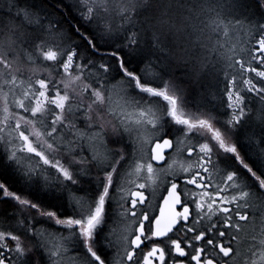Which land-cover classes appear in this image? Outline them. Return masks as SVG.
Returning a JSON list of instances; mask_svg holds the SVG:
<instances>
[{
	"label": "snow or ice",
	"instance_id": "1",
	"mask_svg": "<svg viewBox=\"0 0 264 264\" xmlns=\"http://www.w3.org/2000/svg\"><path fill=\"white\" fill-rule=\"evenodd\" d=\"M107 3L108 0H74L70 6L76 9V15L94 33V38L81 32L76 24L72 25L73 31L87 42L89 49L96 55L111 56L116 61L115 65L111 66L110 61L98 63L78 52L79 45L72 44L71 36L67 35L62 27L63 19L56 18L55 13L47 11L40 13L41 23L38 32L29 40L16 30L11 20L0 19V69H2L0 89L8 86L14 91L19 87L17 76L12 74L14 61L9 57H14L15 49L24 44L34 45L43 60L59 61V68L67 76H71V71L75 67V71L79 74L72 78L73 82L80 80L87 72L88 76L93 78V83L97 85L96 88H92L91 84H85L81 89V92L90 93L93 101L92 104L84 105L82 101L73 98L76 96V90L68 83L55 81L50 77L35 80L22 92L23 98L12 101V104L17 109L23 110L26 115L10 113L8 94L3 93L4 117L0 122V133L5 129H11V132L16 134L15 139L20 142L19 151L39 157L42 165L40 168L23 165L15 148L0 163L11 167L13 175L29 191L35 186L34 181L39 178L40 190L49 198L51 206L34 201L23 194H17L3 182H0V202H15L17 207L10 215H15L17 224L30 234L33 232L32 220L35 219L32 216L33 212L37 217L51 223L53 227L63 226L61 235L63 231L69 233L68 236L63 237V241L71 244L72 250L78 254L76 258L83 264H115L113 257H106L103 252L114 246L111 239L112 229L107 223L110 217L106 213V204L115 201V194L119 192L121 203L118 206L123 209L120 215L131 216L133 223L137 225L130 234V239L128 236L123 237L125 261L131 264H165L166 261L167 264H235L236 254L233 243L237 240V236L225 230L240 232L241 224L232 221L233 215L238 221L252 223L247 211L241 214L242 206L247 208L250 198H264V135L259 139H255L253 134L241 135L242 122H245L244 118L248 113L245 111L244 97L235 89V85L243 84L246 93H255L264 103V87L259 86L264 84V70H260L264 68V24L249 22L248 33L254 32L259 38L255 39L254 44H249L246 51L241 50L245 52L247 59L235 60L233 63L229 58L227 66L229 69L238 66L241 76L254 73L255 77L260 79L254 82L253 78H245L238 82L235 76L230 77L228 82L233 87L226 90L228 101L226 113L214 114L211 110H201L199 114L186 112L182 116L178 114V100L180 106H183V89L174 80L165 81L159 73L155 74L153 80L142 82L144 73L140 68L130 70L128 67L130 60L127 57L139 54L142 57L141 64L151 66L152 56L167 53L178 68L192 62L197 65L199 71H204L214 61L191 52L182 42V36L191 28L193 21L199 22L197 28L203 32L207 27L203 17L208 16L209 13L213 14L209 19L216 25V30L222 26L226 27L224 22L218 19L219 11L215 7L206 5L205 0H123L116 12L122 24L114 27L109 19L111 10ZM242 6L243 0L227 2L230 13ZM26 7L32 9L31 14H37L32 5ZM58 11L64 12L65 9L59 7ZM24 14L23 11L12 13L16 16H24ZM136 17L143 19L137 22ZM229 23L234 28H245L242 19ZM126 25H131L135 31H128ZM117 31L126 33L119 37L121 43L113 45L111 51L101 52L97 47L100 40L112 39ZM37 41L40 43H36ZM48 43H54L59 51L48 49ZM145 52L147 55H144ZM245 64L250 66L245 67ZM253 64L257 66L252 67ZM156 66L159 67V64ZM93 69L96 71L93 72ZM109 77L117 80L118 83L121 78L126 82V87L120 88L121 98L124 100L120 112H116L110 105H105V96L101 88H104V91H111L110 87H104L109 82ZM157 81L159 87L147 86ZM20 84H23V81H20ZM33 84L37 87L33 88ZM170 90L174 94H169ZM131 92H135L136 95H131ZM152 98H162L169 107L158 115L152 110L154 103ZM93 105H96L95 109ZM126 108H132L134 112L125 113ZM77 113H82L79 118L85 121L88 129L83 135L77 134L79 130H75V125L71 122L78 118ZM101 113L112 115L115 121V123L107 121L110 134L116 138L113 142L124 143L121 147L107 149L112 155L111 159L104 154L93 152L91 146H88V151L92 153L89 159L83 155L86 145L81 141L92 138L103 141L105 124L102 122L104 116ZM133 115L137 117L134 120ZM221 115H226L228 118L221 120ZM166 119L169 124L181 126L180 131L183 135L191 134L197 139V144L192 146L195 155L193 156L192 152L188 153L197 163L181 168L182 172L188 174V178L180 175V172L171 173V179L166 181L170 187L167 189V195L162 198L169 212L166 215L160 210L159 215H155L149 206L150 201L146 203L147 197L144 194L146 185L140 183L135 185L139 190H125L122 186L123 171L127 167H132L133 172L129 175L139 176L142 171L147 173V179L150 181L147 187L152 188L155 184L152 177L153 162L165 159L164 149L174 150L173 139L165 138ZM36 124H39L44 131L36 130L31 133L37 141V145L34 146L33 139L25 134V130L29 127L35 128ZM148 127L157 129L159 134L154 140L144 141L153 146L148 162L140 163L137 144L143 141V136L140 134ZM68 136L73 138L65 139ZM174 139L179 140L178 137ZM49 140L51 143L48 142ZM200 140L205 142L199 143ZM0 142L10 144L12 140L0 135ZM245 144L254 147L253 153L246 154L247 159L241 155V149ZM129 146L131 151L126 152L125 149ZM38 147L46 149L52 159H49L44 150L38 151ZM77 152L80 154L79 160L73 155ZM57 156H68L69 163L77 166L76 172H70L64 167ZM229 161H234L238 168L229 171L231 167ZM43 166H51L55 169L57 174L55 181L44 175ZM209 167L223 173V187L213 184L209 177ZM93 170L96 171L95 177L89 176ZM240 170H243L247 177L242 175ZM75 177L95 180V183L89 188H84ZM206 177H208L207 181ZM177 179L180 180V184L176 182ZM69 182L76 186L77 191L83 192V196H78L76 191L69 187ZM181 184L184 187H181ZM189 185L196 190L185 191ZM210 187L213 188L215 195L207 191ZM229 189H235L240 194L232 195L230 198L228 195H221ZM181 192L184 193L183 198ZM209 200L210 202H207ZM177 207L180 208L179 211L176 210ZM22 217L28 219L27 225ZM205 221H207L206 226L198 227ZM35 234L43 239L44 233L38 229L35 230ZM9 240L14 242V246H8L6 242ZM257 244L264 247V239L257 241L256 236L253 235L251 247L248 249L253 255L256 254ZM40 246L43 249V244ZM30 251V245L25 244L20 236L0 231V264H25L24 257ZM67 251V247L63 246L48 249L47 264H58L62 254Z\"/></svg>",
	"mask_w": 264,
	"mask_h": 264
},
{
	"label": "rangeland",
	"instance_id": "2",
	"mask_svg": "<svg viewBox=\"0 0 264 264\" xmlns=\"http://www.w3.org/2000/svg\"><path fill=\"white\" fill-rule=\"evenodd\" d=\"M227 2L228 0H205L206 5H210L211 7L217 8V11H219L220 16L226 17L227 14L235 17V18H250L252 16L259 17L260 16V10L258 11L256 9L255 2L253 0H243V6L235 11H231L227 7ZM123 0H108L107 6L111 10V16L109 19L111 20L113 26L115 27L117 24H122V21L117 17L116 12L118 11L119 7L122 5ZM148 13H145L147 15ZM212 13H209L208 16L203 17L205 22L207 23V27L204 29L203 32L199 31L197 28V24L199 23L198 21H193L191 28L187 29L185 31L184 36H182V42L190 49L191 52L197 54L198 56L202 58H207L212 61H214L213 64H210L204 71H199L198 67L196 64L189 62L188 65H181L179 68L177 67L176 64L172 62V60L169 58V55L167 53H161L159 56H152V64L151 66H148L147 64L139 67L141 71L144 73V76L142 77V81L144 80H153L155 77L156 73H159L165 81L167 80H174L175 83L183 89V94H184V101H183V106L185 107L179 112V115H184L186 112H191L195 114H199L201 110L208 111L211 110L214 114H223L226 113L224 112V101L220 97L222 94V91L224 93V97L226 100L225 105H227V97H226V90L233 87L232 85L229 84V78L232 76L236 77V80L239 82L241 79L245 78H253L254 82L258 81L260 78L255 77L254 73H246L243 76H241L239 67L236 66L234 69H229L228 73L224 78L223 82V90L221 89L220 86V76H221V70L224 64V61L226 62V58L224 57V54L226 52L223 50V44L224 40L228 42L231 46L232 51L234 52V61L235 60H245L247 59V56L245 55V52H242L241 50L244 49L245 51L248 48L249 44H254L255 39H258V35L256 33H248L247 25L248 23H245V28H234L230 23L229 19H223V18H218L224 22V25L226 27L222 26L219 30H216V25L212 23V20L209 19L210 16H212ZM137 22L143 19V17H136L135 18ZM251 23H256V24H264L262 22L257 23V22H251ZM15 25V22H13ZM125 28H127L128 31H135V29L132 28L131 25H126ZM38 30L30 31V32H23L22 35L25 37L26 40L31 39L37 34ZM124 33L123 31H117L112 39L105 40L104 42L107 44L111 45H119L120 42H118L119 37ZM233 45H231V42ZM216 42L217 46L219 47L218 49H212L211 46L213 43ZM38 43V41L36 42ZM31 45V44H27ZM32 51L35 50V46L31 45ZM54 51H59L57 49H54ZM15 56L12 57L10 56L9 59L13 60L14 63L12 65V71H18L19 76H29L33 77L37 72L41 71L40 68L38 67L37 64H35V61H32L31 64L25 63L23 61L22 56L20 55V49L16 48L15 49ZM144 55H147V52L144 53ZM127 59L130 60V63L135 65L136 68L137 66L141 65V55L136 54V55H130L127 57ZM105 61H108L107 59L102 60V62L98 63H103ZM57 64H59V61H56ZM159 64V67L156 65ZM250 65L245 64V67H249ZM252 67H256L257 65L253 64L251 65ZM163 69V71H162ZM62 70V69H61ZM264 70V68L260 69ZM96 70L93 69V72ZM169 71H171V75H169ZM21 72L23 75H21ZM63 72V71H62ZM75 71V67H73L71 71V76H67L64 73H61V77L53 78L56 81H63L65 83H68L71 88H75L76 90V96L73 98H76V100L79 98L80 101L83 102L84 105L92 104V98L90 96V93H85L81 92V89L85 84H91L92 88H96L97 85L93 83V78L88 76V73L85 72L84 76L81 77L80 80L73 82V77L78 75ZM108 83L105 84V88H111V91H104V88H101V91L104 93L105 96V105H110L112 109H114L116 112H120L121 108L124 104V100L121 98V93H120V88L121 86L126 87V82L121 78L119 83L117 80L111 79V77L108 78ZM33 82V81H32ZM29 83L25 84H20L19 85V90L16 89L17 93L12 95V92L7 90L8 96L10 98V103H9V112L12 114H23V110L17 109L14 104H12L13 100L16 99H21L22 97V92L24 90H27ZM155 86L159 87V81L156 83H152ZM33 88H36L37 86L35 84L32 85ZM62 86V85H61ZM261 87H264V84L259 85ZM235 89L240 91L241 96L244 97L248 94L245 91V88L243 84L237 83L235 85ZM171 92V90H170ZM172 93V92H171ZM174 94V93H173ZM178 94V93H177ZM70 97L72 96V92H69ZM131 95L135 96V92H131ZM109 96L111 99L109 100ZM252 96H256L255 93H252ZM257 97V96H256ZM256 100V98H253ZM154 103L152 104V110H156L157 114L165 109L164 106L166 104L160 99V98H152ZM180 103V101H179ZM27 105V102H26ZM94 109L96 108V105H93ZM125 113H132L134 110L132 108H126ZM256 112V113H255ZM254 113L249 114L247 111L248 115L244 118L245 122H242L244 126L242 125L241 129V135L242 132L244 131L243 127L248 129V127L252 126L253 124L251 123L253 119H257L258 122H261L262 125H264V104L262 107ZM82 115V113H77L76 119L72 120L71 122L75 125V130H79L77 134L83 135L88 132V129L86 128L85 121L81 118H79ZM101 115L104 116V124H105V130L106 132H109L108 128V123L107 121H112V123H115L113 120L112 115L107 114V113H101ZM4 116H2L3 118ZM137 117L135 115L132 116V119H136ZM221 120H225L228 117L226 115H221L220 116ZM3 120V119H2ZM79 123V124H78ZM83 125H82V124ZM168 121L165 120V129L168 128ZM40 130L44 131V129L36 124L35 128L31 127V132L25 131L26 135L30 136V139H33V144L34 146L37 145V141L31 136V133L33 131ZM74 130V131H75ZM94 131H99L98 129H94ZM248 131V130H247ZM244 133V132H243ZM249 132H245L247 134ZM264 133V132H261ZM10 134V135H9ZM158 134L157 129L148 127L147 129L143 130L140 135L143 136V141L139 142L141 147L146 150V147L150 144L144 141H151L152 138ZM0 135H3L5 139H11L12 143L10 144H5L3 142H0V147L4 149L6 152L5 156L7 157L10 154V151L15 148L17 150V156L20 158L21 162L23 165L27 167H32V168H40L42 165V161L40 160L39 157H35L34 154H27V153H22L19 151L20 148V142L15 139L16 134L11 132V129H5L3 133H0ZM104 135V134H103ZM65 139H70V137H66ZM114 137L110 134L109 136L103 138V141L101 142L99 139L92 138L88 141H82L83 144L86 145L87 149L88 146H91L92 150L96 148L98 144H109V143H114ZM51 143V141H48ZM115 144V143H114ZM55 147V145H54ZM85 147V148H86ZM245 149L248 151V153L253 152L252 149L248 144H245ZM44 150L45 154L49 156V159H52V156L49 154V152L46 149H42L38 147V151ZM86 152V149L84 150ZM76 160L78 159V153L73 154ZM57 159H59L60 163L63 165L62 162H65L67 165H71L69 163V157L68 156H57ZM65 167V165H63ZM9 168V167H8ZM45 169L44 175L47 176L50 180L57 179V174L55 169H53L51 166H43ZM39 179V178H38ZM39 199L43 200L46 203H50L51 201L49 198H44L41 194L36 195ZM37 201V200H34ZM39 202V201H38ZM13 206L15 207V204L13 201H11ZM13 212L10 210V206L7 205L6 202H0V225L2 227H5L8 225L11 221L16 223L17 217L15 215H10V213ZM256 235V240L259 241L261 239H264V220L262 223V229L260 231H257L255 233ZM264 249V247H261L259 244H257V249L260 250ZM264 251V250H263ZM264 257V254H263ZM264 264V258L262 259ZM58 264H64L61 261H58Z\"/></svg>",
	"mask_w": 264,
	"mask_h": 264
},
{
	"label": "flooded vegetation",
	"instance_id": "3",
	"mask_svg": "<svg viewBox=\"0 0 264 264\" xmlns=\"http://www.w3.org/2000/svg\"><path fill=\"white\" fill-rule=\"evenodd\" d=\"M70 4L74 3V0H66ZM78 51V50H77ZM144 82V81H142ZM147 86L151 87H158L155 86L154 84L150 83ZM169 94H173L169 91ZM162 101L163 99L160 98ZM222 100L226 103L225 98H222ZM166 107H169L167 105V102L163 101ZM254 99L252 98V93H248L245 96V111L249 112V114L255 112V107H254ZM224 103V112H228L227 105ZM186 110L185 107L180 106L179 100H178V111L180 112L182 109ZM156 111V110H153ZM157 112V111H156ZM160 114V113H159ZM167 120V119H166ZM219 127V125H216ZM181 126H174V124H169L168 128L165 129L166 135L165 138L167 139H173V149H164L163 150V155L165 159L163 161L159 162H153V180H155V184H153L152 188H148V184L150 181L147 179V173L141 172L139 176L135 174L129 175V173L133 172L132 167H127L123 171V178H124V183H123V188L125 190H139L135 187V185H138L140 183H144L146 185V190H144V194L147 197L146 203L150 201V208L153 210V213L155 215H159V211L163 210L165 214L169 212V208L163 204V197L167 195V189L170 187V185L166 182L167 180L171 179V173L173 172H180V175L188 178V174L184 173L181 171L182 167H188L189 165H195L197 161L190 157L188 155L189 152H192L193 156L195 155V149L192 147L194 144H197V139L195 137H192L191 134H188L187 136L183 135L180 131ZM159 134V132H158ZM157 134V135H158ZM110 135V132H105L103 135V138L107 137ZM156 135L152 138L154 140ZM174 137H178L179 140L174 139ZM162 142V141H161ZM205 141L200 140L199 143H203ZM123 141L120 144L117 143H109V144H98L96 148L93 150V152L98 153V154H104L108 156L109 159L112 158V155H110L107 152V149H112L116 147H121L123 145ZM152 144L150 143L147 147L146 150H144L143 147L138 143L137 148L139 151L137 152V156L139 158L140 163H147L148 162V157L151 154L150 150L152 148ZM86 149V148H85ZM125 151H131V146L125 149ZM78 153V159H80V154ZM85 151L83 152V155H85ZM241 155L245 156L243 154V150L241 149ZM63 165H65L66 168L70 172L75 173L76 172V167L75 165H67L65 162H62ZM229 164L231 167L229 168V171L236 170L238 168V165L235 164L234 161H229ZM171 166V167H170ZM9 169L12 171V168L9 167ZM241 174L247 177V174L243 172V170H240ZM13 173V171H12ZM89 176L95 177L96 176V171L93 170L92 172L89 173ZM209 177H211L213 184L218 185L223 187V173L220 171H217L211 167H209ZM78 179L79 184L82 185L84 188H89L91 184L95 183V180H89L84 177H75ZM208 177H206L207 181ZM54 179L53 181H55ZM0 182H3L6 184V186L12 190L16 191L17 194H23L27 196L28 198H31L35 200L32 196L29 195V193L25 192L22 186L19 184H8L2 180L0 177ZM176 182L180 184V180L177 179ZM249 182H251L249 180ZM13 183V182H11ZM40 183L41 181L39 179L34 181V194L35 196L37 195V191L40 189ZM36 187V188H35ZM69 187L73 189V191H76L78 196H83V192L77 191L76 186L72 185L69 182ZM181 187H184V185L181 184ZM180 189L178 188V191ZM188 190H196L194 189L193 186L189 185L185 188V191ZM242 190H247V189H242ZM207 191L211 195H215V192L213 188H208ZM111 192V190H110ZM150 192L152 193L150 195ZM239 191L235 189H229L225 193H221V195H228L229 198L232 195H239ZM116 199L113 201L111 204H106V213H108V216L110 217L107 221L108 226L112 229L111 233V239L113 241V248L110 250L103 252L104 256H111L113 257L115 264H131V262H127L123 259L124 255V246L125 242L123 240V237L128 236L129 239L131 238L130 234L135 230L136 224L133 223V218L129 215H120L121 212H123V209L120 208L118 205L121 203L120 197L121 193L117 192L116 194ZM181 197H184V193L181 192ZM38 202V201H37ZM207 202H210L207 201ZM219 203V201H217ZM15 204V202H14ZM229 206V205H225ZM17 205L15 204V207L13 204L10 206V210L14 211L16 209ZM127 207V205H125ZM234 207V206H230ZM177 211L180 210L179 207L176 209ZM247 211L249 215L250 221L252 223L246 222V221H238L236 216H232V221L237 222L241 224V230L239 233H237L235 230H225L231 231L233 235L237 236V240L233 243L234 251L236 254V261L235 264H262L263 263V254H264V249L256 250V254L253 255L252 252H249L248 249L251 247L252 243V236L255 235L257 231H260L262 229V223L264 220V198L261 199H251L250 198V203L247 208H244L242 206L241 214H244V212ZM139 215V213H137ZM32 216L35 217V219L32 220V229L33 232L30 234L29 232H25L24 228L21 227L20 225L17 224V221L10 222L8 225L5 227H2L0 225V231H5V232H10L13 235L20 236L21 240L25 242V244L30 245L31 251L26 253L24 257V262L25 264H47L46 260V253L47 250L56 247H67L68 251L64 252L59 259V261L63 262L64 264H83L82 261L78 260L77 253L72 250L71 244H68L63 241V237L68 236V231H62L63 226H56L53 227L51 223H47L44 218L37 217L35 212L32 213ZM25 225L28 224V219L23 218ZM215 219V218H214ZM207 221L203 222L201 225H198V227L203 228L206 226ZM39 230L40 232L44 233L43 239L41 240L40 236L35 234V230ZM108 228L105 229L107 231ZM256 236V235H255ZM223 242V240H221ZM9 247L14 246V242L12 241H7L6 242ZM41 244H43V249L41 248ZM147 250V249H145ZM167 251V250H166ZM118 253V255H117ZM82 255V253H80ZM167 264V261L165 262Z\"/></svg>",
	"mask_w": 264,
	"mask_h": 264
},
{
	"label": "trees",
	"instance_id": "4",
	"mask_svg": "<svg viewBox=\"0 0 264 264\" xmlns=\"http://www.w3.org/2000/svg\"><path fill=\"white\" fill-rule=\"evenodd\" d=\"M253 1L255 2L256 9L258 11L260 10L261 14L259 17L252 16L250 18H242V17L241 18H235V17L227 14L226 17L219 16L218 18L229 19L230 21H234L236 19H242L245 23H248V22H257V23L262 22V23H264V0H253ZM51 4H52V0H0V19L11 20L12 22H15V25L14 24L13 25L16 28V30L21 34L23 32L25 33L26 31L30 32V31L38 30V26L41 23L40 13L42 11L48 12ZM26 5H32L33 8L35 9V11L37 12V14L36 15L31 14L32 9H28L26 7ZM67 7H69V6L67 5ZM20 11H23L25 13L24 16L12 15V13H17ZM64 12L66 13L68 18H70V17L71 18H70V22L66 21L65 24L63 23L62 27L66 31L67 35L71 36L72 44L73 45H77V44L79 45V47L77 48L78 52H82L84 55L91 57V59L93 61L102 62V60L107 59L108 61H110V66L115 65L116 61L111 56L96 55L94 52H92L89 49L87 42L84 41L80 36H78L75 31H73L72 25L76 24L77 26H79L80 31L87 34L89 37L94 38V33L89 30V27L86 26L84 24V22L77 21L75 19V17L73 16V14L70 11H68V9H65ZM64 12H60V15L62 16V18L65 15ZM56 18H58V17H56ZM93 27H96V25H93ZM5 39L7 40V37H5ZM118 42L121 43V40L119 39ZM223 42H224L223 50L226 52V54H224V57L226 58V62L224 61V64H223V67L221 70V76L219 79L220 86H221L222 90H223V82H224V78H225L224 75H226L228 73V70H229V68L227 67L229 64V58H231L232 62L234 61V52L232 51L230 44L228 42H226L225 40ZM230 42H231V40H230ZM38 43H40V41H38ZM101 45H103V47H101ZM231 45H233L232 42H231ZM97 47L100 48L101 52L113 50V45L105 43L104 39L100 40V42L97 44ZM47 48L51 49V50H54V49L58 50V48L56 47V45L54 43H48ZM211 48L212 49H218L219 47L217 46L216 42H214L213 45L211 46ZM19 49L21 51L20 55L22 56L23 61H25V63H27V64H31L32 61H35V64H37L38 67H41L40 68L41 71L37 72V74H35V76H33V77L19 76L18 71H12V74L17 76L18 85H20V81H23V84H25V83H32V81H35L38 79H46L48 77H50L52 80H55L53 78L63 76V75H61V73H63V72L59 68V64H57V62L43 60L42 57H40L38 55V52L36 50L32 51L31 45L24 44V45H21V47ZM121 55H123V53H121ZM128 67L130 70L137 69L135 67V65H133L131 63L128 65ZM0 70H2V69H0ZM5 78H7V76H5ZM16 89L19 90V88H16ZM16 89L13 91L8 86H4L2 89H0V122L3 121L2 116H4V113L2 111L3 93H7V90H8V91L12 92V95H13L14 93H17ZM220 97L225 98L223 91H222V94ZM252 98H256V100H254L253 103H254L255 110L258 111L264 103H262L256 96H252ZM74 99H76V98H74ZM77 101H80V99L78 98ZM9 103H10V98H9ZM20 115H23V114H20ZM251 123L253 125L248 127V129L243 127V129H244L243 132L244 133L249 132L247 134H253L255 139H259L262 135H264V133H261V132H264V125H262L261 122H258L257 119H253ZM242 125L244 126V124H242ZM25 131L31 132V127H29ZM106 131L107 130H105V132ZM243 132H242V135H244ZM69 137H70V139L73 138L72 136H69ZM81 143H82V141H81ZM250 148L254 152V147L250 146ZM242 150H243V154L245 155V158L247 159L246 154L248 153V151L245 149V145L242 148ZM253 152H251V153H253ZM5 154H6V152L4 151V149H2L0 147V161L5 160V158H6ZM91 154L92 153H90L86 147V153L84 156L89 157V159H90ZM8 167L9 166H6V165L0 163V177L2 178V180L4 182H6L8 184L10 183L13 185L19 184L20 186L23 187L25 192L29 193V195L32 196L35 200H37L39 202H43L44 204L51 206V202L46 203L43 200L39 199L37 196H35L34 187L31 189V191H29L18 179H16V177L13 175L12 171ZM11 182H13V183H11ZM39 194H41L44 198H47L43 195V193L41 192L40 189H39V191H37V195H39ZM6 203L9 206L12 205L11 201H7ZM22 218H24V217H22Z\"/></svg>",
	"mask_w": 264,
	"mask_h": 264
},
{
	"label": "bare ground",
	"instance_id": "5",
	"mask_svg": "<svg viewBox=\"0 0 264 264\" xmlns=\"http://www.w3.org/2000/svg\"><path fill=\"white\" fill-rule=\"evenodd\" d=\"M67 5L71 8H69V7H67ZM71 4L68 2V1H66V0H52V4H51V6H50V8H49V11L48 12H51V13H55V15H56V17H58V19L60 18V19H63V21H64V24H65V22L67 21V22H70V18H68L67 17V15H66V13L64 12V17L62 18V16L60 15V12L58 11V8L59 7H63L64 9H68V11H70L72 14H73V16L75 17V19L77 20V21H80L81 22V20H80V18L76 15V9L75 8H73V7H71L70 6ZM55 6V7H54ZM59 12V13H58ZM69 13V12H68ZM259 38V37H258ZM144 65H146V64H141L140 66H137L138 68L139 67H142V66H144Z\"/></svg>",
	"mask_w": 264,
	"mask_h": 264
}]
</instances>
